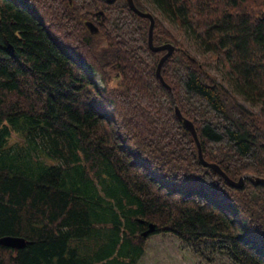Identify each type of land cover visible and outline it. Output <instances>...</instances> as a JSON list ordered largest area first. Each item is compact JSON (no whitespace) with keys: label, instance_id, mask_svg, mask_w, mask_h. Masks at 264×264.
I'll list each match as a JSON object with an SVG mask.
<instances>
[{"label":"trees","instance_id":"obj_1","mask_svg":"<svg viewBox=\"0 0 264 264\" xmlns=\"http://www.w3.org/2000/svg\"><path fill=\"white\" fill-rule=\"evenodd\" d=\"M150 1L204 158L264 176V0ZM148 30L127 0H0V235L27 239L0 264H137L157 232L264 264V184L203 163Z\"/></svg>","mask_w":264,"mask_h":264},{"label":"rangeland","instance_id":"obj_2","mask_svg":"<svg viewBox=\"0 0 264 264\" xmlns=\"http://www.w3.org/2000/svg\"><path fill=\"white\" fill-rule=\"evenodd\" d=\"M145 1L150 10L158 13L154 3ZM171 25L177 29L176 23ZM243 103L249 105L247 101ZM145 244L137 264H243L233 257L231 243L225 238L187 241L172 232H157L149 235Z\"/></svg>","mask_w":264,"mask_h":264},{"label":"water","instance_id":"obj_3","mask_svg":"<svg viewBox=\"0 0 264 264\" xmlns=\"http://www.w3.org/2000/svg\"><path fill=\"white\" fill-rule=\"evenodd\" d=\"M107 2H113L115 0H106ZM129 6L139 15L147 17L149 19V30H148V43L151 49L153 50H165V52L161 55L157 67H156V74L159 77V79L163 82L164 85H166L170 91V94L172 96V100L174 103V109H175V114L178 119H180L185 126L191 131L197 146H198V153L200 159L203 161L204 164L211 166L215 171L219 172L222 174V176L233 186L241 187L244 184V181L246 178L250 179L253 183H263L264 184V176L257 175L255 173H245L241 175L238 179H234L230 177L224 169L220 166L219 163L215 161H209L204 158L203 155V148L201 141L199 139L196 127L194 125V122L185 116L179 107L178 103L176 102V98L174 95V91L172 86L165 80L163 74H162V65L165 61V59L174 51L175 45L172 42L165 41L160 44L154 43L153 39V30H154V24H155V17L154 14L150 10H144L138 7L135 3L134 0H127ZM86 24L90 28L92 32H96L98 30V27L92 22V21H87ZM8 47L11 51L14 50V47L11 43H7ZM156 229V223L153 221H150L147 225V227L142 230V234L144 236L149 235L151 232L155 231ZM0 244L6 245V246H11L15 249L23 248L27 244V239L22 236V235H17V234H4L0 235Z\"/></svg>","mask_w":264,"mask_h":264},{"label":"bare ground","instance_id":"obj_4","mask_svg":"<svg viewBox=\"0 0 264 264\" xmlns=\"http://www.w3.org/2000/svg\"><path fill=\"white\" fill-rule=\"evenodd\" d=\"M159 57V56H158Z\"/></svg>","mask_w":264,"mask_h":264}]
</instances>
